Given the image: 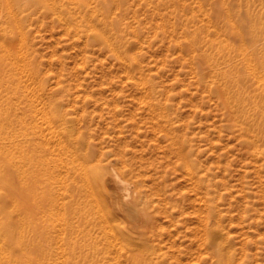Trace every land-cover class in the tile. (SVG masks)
Segmentation results:
<instances>
[{"label":"rangeland","instance_id":"rangeland-1","mask_svg":"<svg viewBox=\"0 0 264 264\" xmlns=\"http://www.w3.org/2000/svg\"><path fill=\"white\" fill-rule=\"evenodd\" d=\"M22 2L25 48L37 71L31 91L1 90L14 100L11 113L39 124L42 141L51 133L40 118L49 108L41 107L56 102L67 120L56 125L69 126L81 139L91 163L118 172L132 183L131 191H143L147 222L127 221L151 244L148 257L158 264H224L219 242L232 251V264H264V136L256 137L257 127H244L245 121H264V74H249L242 54L264 56V32L252 27L264 24V0H107L137 58L134 68L99 34L103 27L91 16L97 0ZM1 11L0 29H9ZM231 68L244 75L234 86L248 92V117L220 93L222 71ZM18 79L23 87L29 82L26 76L13 81ZM48 124L49 135L40 130ZM46 139L42 148L58 201L50 204L38 193L35 223L48 236L45 247L61 253L69 238L82 237L65 231V222L77 229L81 219L69 212V153L57 139ZM185 153L196 162L194 171L186 167ZM1 168L18 176L0 151ZM210 226L218 233L213 241ZM87 228L100 236L96 224ZM127 254L121 252L122 264L130 263ZM59 255L52 264L63 259ZM102 256L95 262L89 253L68 264H116L113 252Z\"/></svg>","mask_w":264,"mask_h":264},{"label":"bare ground","instance_id":"bare-ground-1","mask_svg":"<svg viewBox=\"0 0 264 264\" xmlns=\"http://www.w3.org/2000/svg\"><path fill=\"white\" fill-rule=\"evenodd\" d=\"M22 1L0 0L1 10H5L3 14L6 19L5 23L9 27V29H0V151L4 153V158L8 163L16 166L18 174L16 176L12 171L4 168L0 170V264H52L51 260L53 262L55 255L58 254L63 259L54 264H68L72 260L78 263L81 259H87L89 253H92V258L97 262L102 259V255H105L107 251L113 252V256L110 257L111 260H115L116 264H122L121 252L123 250L128 253L129 264H158L156 260L150 258V256L148 257L147 253L148 249L151 248V244L142 240L141 232L138 231V233L137 230H134L135 226L128 222L130 220L127 221L128 218H132L141 223L147 222V214L144 211L145 201H143L142 197L143 191L139 188H135V192L131 191L132 183L125 180L118 172H107L103 166L91 163V152L82 150L81 139L75 136L69 126L56 125L59 121L63 124L67 122L65 115L56 110V102H52L50 107L47 105L46 107L45 104L44 107H41L49 108L48 110L44 109L45 112L40 109L41 113H44H42L43 116H40V118L43 117L51 127L48 124L45 126L46 130H40L43 132L47 131L49 126L51 134L49 137L45 135V139H57L56 143L59 142V145H62L69 153V161L67 160L66 162L68 168L62 163L60 166H64L63 169H67V175L73 176V178L71 177L70 187L68 186L69 188H67L70 200L72 199L73 201L69 206V212L79 213L81 222L75 229L66 221L63 229L71 232L76 230L77 236L82 234V237L75 239L73 238L74 235L69 238L61 253H55V251L48 250L45 247L48 242V236H44L37 230L35 203L40 193L50 204L58 201L55 197V187L50 181L51 177H54V173L50 169L51 167L46 166L45 163L46 155H48L45 154L46 148H42V141L44 142L45 139L42 138V141L37 140L43 134H39L38 126L40 125L31 124L28 121L27 114L21 116L19 112V114L11 113L14 100L9 95L3 97L1 94L2 89L14 92L23 89L24 91H31L30 82H32L37 71L36 65L30 60L25 48L27 36L24 18L19 14V9L23 6ZM51 1L56 5V0ZM75 1L78 2V0ZM83 1L86 2L88 0ZM117 4L120 5L122 2L119 1ZM110 8L111 5L107 0H97L92 9L91 16H94L97 22L100 21V25L103 27L99 34L107 41L119 58L127 61L130 67H137L136 56L129 53L126 41L119 32L120 20L118 21L110 15ZM2 13L1 11L0 14L2 15ZM64 19L67 20L66 16ZM252 27L264 32V24H254ZM242 54L245 55L246 71L252 76H262L264 74V56L262 54L259 56H248L245 51ZM222 74L224 78L219 88L225 104L233 108L235 106L234 103H237L236 110L241 112L242 116L248 117V114L244 111L245 101L247 97L249 98L248 92L241 86H234L239 83L244 75L240 74L239 70H232V68L223 70ZM21 76H26L27 81H29L27 85L24 84V87L20 82L21 80L13 81L17 77L21 78ZM40 98L42 99V95ZM39 102L37 101V103ZM15 122L20 125L16 127ZM45 122L44 124H46ZM244 125L246 129L257 127L258 133L256 137L258 139L264 136V121L249 120L245 121ZM48 133L47 131L46 134ZM6 142H9V145ZM46 143L48 142L46 141ZM59 145L57 143V146L61 147ZM184 158L186 167L194 171L197 166L196 162L189 159L186 153ZM77 176L80 177L79 180H77ZM60 189L62 188L60 187ZM21 203H23L22 206H20ZM59 204L62 208V204ZM120 215L125 217V219H122ZM91 223L96 224L100 233L99 237L91 234L90 229L87 228ZM60 224L62 225V222ZM59 228L61 229V226ZM216 232L214 228L209 227L208 235L212 241L218 234ZM224 244L218 243L217 255L224 264H232V251L225 248ZM76 252H79V254L75 255Z\"/></svg>","mask_w":264,"mask_h":264}]
</instances>
